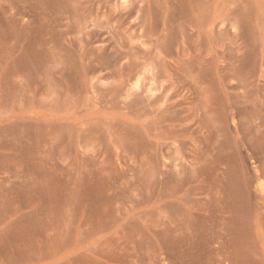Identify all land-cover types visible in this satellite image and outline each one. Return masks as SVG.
<instances>
[{"label":"rangeland","instance_id":"obj_1","mask_svg":"<svg viewBox=\"0 0 264 264\" xmlns=\"http://www.w3.org/2000/svg\"><path fill=\"white\" fill-rule=\"evenodd\" d=\"M0 264H264V0H0Z\"/></svg>","mask_w":264,"mask_h":264}]
</instances>
